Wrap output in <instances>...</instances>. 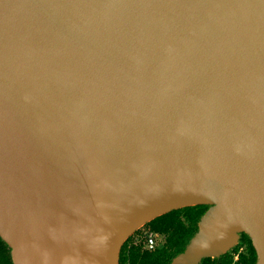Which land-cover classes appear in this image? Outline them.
<instances>
[{
	"label": "water",
	"instance_id": "1",
	"mask_svg": "<svg viewBox=\"0 0 264 264\" xmlns=\"http://www.w3.org/2000/svg\"><path fill=\"white\" fill-rule=\"evenodd\" d=\"M197 204L172 264L242 233L264 264V0H0L13 264H119L137 229Z\"/></svg>",
	"mask_w": 264,
	"mask_h": 264
},
{
	"label": "trees",
	"instance_id": "2",
	"mask_svg": "<svg viewBox=\"0 0 264 264\" xmlns=\"http://www.w3.org/2000/svg\"><path fill=\"white\" fill-rule=\"evenodd\" d=\"M208 205L185 206L162 214L137 229L123 244L119 264H172L198 231ZM157 235L154 249L147 247L150 235ZM162 246V247H161ZM257 253L251 238L240 234L239 242L219 257L203 258L199 264H256ZM0 264H13L11 250L0 238Z\"/></svg>",
	"mask_w": 264,
	"mask_h": 264
},
{
	"label": "built area",
	"instance_id": "3",
	"mask_svg": "<svg viewBox=\"0 0 264 264\" xmlns=\"http://www.w3.org/2000/svg\"><path fill=\"white\" fill-rule=\"evenodd\" d=\"M156 238H157V235H150L149 236V239H148V242H147V247L149 248V249H154L155 247H156V245H157V240H156Z\"/></svg>",
	"mask_w": 264,
	"mask_h": 264
},
{
	"label": "rangeland",
	"instance_id": "4",
	"mask_svg": "<svg viewBox=\"0 0 264 264\" xmlns=\"http://www.w3.org/2000/svg\"><path fill=\"white\" fill-rule=\"evenodd\" d=\"M238 242H239V241H238ZM237 244H238V243H237ZM237 244H236V245H237Z\"/></svg>",
	"mask_w": 264,
	"mask_h": 264
}]
</instances>
